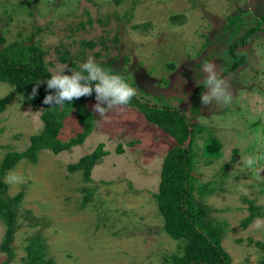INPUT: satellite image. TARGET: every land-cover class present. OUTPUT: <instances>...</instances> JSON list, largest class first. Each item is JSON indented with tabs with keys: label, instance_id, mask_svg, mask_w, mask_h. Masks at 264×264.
Returning a JSON list of instances; mask_svg holds the SVG:
<instances>
[{
	"label": "rangeland",
	"instance_id": "rangeland-1",
	"mask_svg": "<svg viewBox=\"0 0 264 264\" xmlns=\"http://www.w3.org/2000/svg\"><path fill=\"white\" fill-rule=\"evenodd\" d=\"M263 4L264 0H0V39L5 40L0 49L33 36L31 44L44 53L51 76L79 71L92 57L109 73L122 75L138 96L150 95L151 101L178 108L186 116L198 85L194 80L203 81L200 69L205 62L216 64L232 100L219 109H213L214 98L201 104L191 121L204 130L192 139L195 187H211L201 198L195 192V198L210 210L215 223H225L222 247L231 264H264V217L240 227L248 215L242 199L264 209V32L249 37L241 48L246 62L222 75L232 61L227 49L258 20ZM82 41L94 46L81 48ZM10 93L13 88L0 82V100ZM95 103L93 99L84 105L95 124L81 145L58 155L41 150L35 164L21 160L1 178L4 196L23 192L15 207V257L9 264H26L25 247L36 236L54 264H164L165 258L181 252L183 243L163 231L154 197L163 159L176 141L147 123L135 108L114 107L101 118L93 112ZM40 113L13 93L0 113V165L8 153L26 150L30 138L41 132ZM81 131L72 113L63 121L58 139L66 143ZM208 134L222 147L211 162L203 155ZM99 144L108 155L93 167L90 181H84L81 172L67 173V165ZM9 176L16 179L9 181ZM85 194L90 201L81 210ZM3 236L0 219V243ZM4 259L0 251V264Z\"/></svg>",
	"mask_w": 264,
	"mask_h": 264
},
{
	"label": "trees",
	"instance_id": "trees-1",
	"mask_svg": "<svg viewBox=\"0 0 264 264\" xmlns=\"http://www.w3.org/2000/svg\"><path fill=\"white\" fill-rule=\"evenodd\" d=\"M258 20L227 49L226 56L232 61L223 68L222 75L230 74L246 62V52L241 48L245 46L247 39L257 33L264 32V4L259 7ZM173 19L178 16H173ZM27 42H13L0 49V82L9 84L13 88L19 100L24 105L35 109H41L40 120L42 130L39 134L30 138L29 147L20 152L8 153L0 165V219L4 225V236L0 243V251L5 259L1 264H9L15 257L12 247L15 228V207L23 198V192L14 197L4 196L6 184L1 181L5 172L14 168L21 160H27L32 164L37 162L38 153L48 150L54 155L70 150L71 147L81 145L92 133L95 118L88 112L85 104L95 99V94L89 97H81L71 103L60 105H45V95H53V90H48L46 84L41 83L35 97L31 96L32 88L41 81L51 77L44 53L37 45H32L33 36L26 39ZM1 43L5 40L0 39ZM92 48V42H80V47ZM64 61L65 58H60ZM77 70L78 66H74ZM108 69V68H107ZM112 71V70H110ZM205 89L204 84L195 86L189 99L186 116L181 110L167 104L153 102L144 97L136 96L127 105L135 108L143 115L146 122L156 126L166 135L176 141V146L169 150L163 159L160 171L158 192L154 195L157 209L163 220V231L174 241L182 242L179 254H172L163 260L164 264H231L230 255L222 247V238L225 233V223H215L210 217V210L199 203L195 198V192L199 197L210 193L209 183L195 187L198 178L193 174L195 152L192 150V139L204 132L199 125L191 121L197 115L201 103L200 96ZM13 93L0 100V113L11 101ZM156 96V95H155ZM159 97V96H157ZM157 101H161L156 99ZM72 113L77 118L82 131L75 138L66 143L60 142L58 135L63 121ZM190 136V144L185 142ZM103 145L90 154L81 157L76 163L67 165L69 174L81 172L84 181H90V173L103 156H107L102 150ZM221 143L216 137L208 134L203 141V155L208 162L217 159L221 154ZM120 147L117 152H120ZM234 160V157H232ZM90 192L89 190H83ZM90 195H84L80 204L82 210L90 201ZM247 205L248 215L241 220L240 227L247 228L255 219L264 217V209L257 206L253 200L242 199ZM46 249L39 236L33 238L25 247L26 264H54L51 259H46Z\"/></svg>",
	"mask_w": 264,
	"mask_h": 264
},
{
	"label": "clouds",
	"instance_id": "clouds-1",
	"mask_svg": "<svg viewBox=\"0 0 264 264\" xmlns=\"http://www.w3.org/2000/svg\"><path fill=\"white\" fill-rule=\"evenodd\" d=\"M203 75L205 88L210 89L207 93L200 96V103L208 105L214 98L217 103L213 109H219L231 103L232 94L229 84L222 79L217 65L212 62H205L200 69ZM207 74L206 76L204 74ZM196 84L201 83L194 80ZM41 83L46 84L48 90H53V95H45L43 104L63 106L66 102L71 103L81 97H89L95 94L96 103L92 106L101 118L106 117V113L114 107H125L129 105L134 97L137 96L136 88L126 82L120 74H111L94 62L92 57L80 66L79 71H71L70 74L56 73L46 81H41L32 88L31 96L35 97L37 89ZM191 141V140H190ZM185 145H189L187 140ZM252 164V160H248ZM9 181L16 179L8 177Z\"/></svg>",
	"mask_w": 264,
	"mask_h": 264
},
{
	"label": "water",
	"instance_id": "water-1",
	"mask_svg": "<svg viewBox=\"0 0 264 264\" xmlns=\"http://www.w3.org/2000/svg\"><path fill=\"white\" fill-rule=\"evenodd\" d=\"M190 141V136H188V138H187V143Z\"/></svg>",
	"mask_w": 264,
	"mask_h": 264
}]
</instances>
